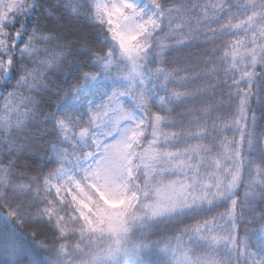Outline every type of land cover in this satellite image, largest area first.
Here are the masks:
<instances>
[{
  "label": "snow or ice",
  "instance_id": "obj_1",
  "mask_svg": "<svg viewBox=\"0 0 264 264\" xmlns=\"http://www.w3.org/2000/svg\"><path fill=\"white\" fill-rule=\"evenodd\" d=\"M0 89V264H264V0H0Z\"/></svg>",
  "mask_w": 264,
  "mask_h": 264
},
{
  "label": "trees",
  "instance_id": "obj_2",
  "mask_svg": "<svg viewBox=\"0 0 264 264\" xmlns=\"http://www.w3.org/2000/svg\"><path fill=\"white\" fill-rule=\"evenodd\" d=\"M42 2L45 5L46 9H52V6L56 5L59 0H42ZM194 3H205V2H209V0H193ZM40 12H37L31 19H30V24L35 21L38 17H40ZM48 14L45 13V16H47ZM60 13L59 12H53L52 18L50 19H40V24L42 27L48 28V27H56L58 29H60L62 31L63 34H65L67 36V39L69 40H75L76 41V47L78 48L79 45L81 43H83L82 40H79L78 37L81 35H87L89 37V39L92 38V29L90 28H83L81 25H78L74 22H72V20L68 17H64L63 19H59ZM200 40L202 41L203 38L201 37ZM219 45V42H217L216 45L213 44H206L203 47H191L188 49H184L181 52H173L168 56L169 61H177L176 63H169L167 65H164V67H166L168 70H172V69H176V68H185V67H197V70H201L203 68V65H199L197 66L195 64V61L199 58L202 57V53L205 51V49H210L213 47H217ZM190 58L189 63H185V60ZM74 58L73 57H69L67 65L65 67V72L70 71V65L71 62ZM87 70V69H86ZM181 75H184V73L182 72ZM53 80L56 81V83H61L60 79L53 77ZM71 82V80H70ZM63 91H61V97L64 94V91H67V87L66 85H62ZM59 90V89H56ZM181 91H183V89H180ZM7 91H11V87H9L7 89ZM225 92H227V89H224ZM0 92H4L3 89H0ZM6 94V93H5ZM45 99H49L48 97H45ZM58 99H60V97L57 96H52L49 100L50 103L57 101ZM216 100H220L222 99V97L219 95V90L217 92V95L215 97ZM195 107H200V105H195ZM253 107L257 110V115H259V107L258 105L255 103V101L253 102ZM47 110H51V109H47ZM155 111V109H154ZM177 111H183V109H177ZM219 115V113H217ZM259 123L264 126V121H259ZM170 131H176V129H170ZM229 137L231 138V134H228ZM45 139H51L50 136H46ZM30 147L33 150H36L37 147H39L38 145H30ZM247 155V154H246ZM19 160H18V164L20 165H28L27 168L24 167H20L17 170L18 171H28L30 174L35 175L34 172L31 171L32 167H34L36 165V163H38L34 158L29 157L27 154L25 153H20L19 154ZM0 159H2V156H0ZM6 161H4V164L6 166ZM51 167V165L49 166ZM45 171H47V169H45ZM19 182V181H17ZM25 183H27V181H23ZM240 196H243V191H240ZM226 208L221 206L217 209H215L212 213L213 216H218L219 211H224ZM33 212H35V209H32ZM203 218H207V217H203ZM198 219H201L200 217H198ZM188 223H194V221H189ZM181 227H183V225H181ZM22 230L28 234V238L29 240H31V233L37 231V229L35 227H31V226H22ZM168 235H172V233H168ZM158 237L156 236H152L151 239L155 240ZM37 240L40 241H45V235H40L36 237ZM72 243H75V241H71ZM48 254L41 252L40 253V258L43 260Z\"/></svg>",
  "mask_w": 264,
  "mask_h": 264
},
{
  "label": "rangeland",
  "instance_id": "obj_3",
  "mask_svg": "<svg viewBox=\"0 0 264 264\" xmlns=\"http://www.w3.org/2000/svg\"><path fill=\"white\" fill-rule=\"evenodd\" d=\"M226 210V209H225ZM225 212V211H224ZM221 213H223V211H219V214H218V216L221 214Z\"/></svg>",
  "mask_w": 264,
  "mask_h": 264
}]
</instances>
